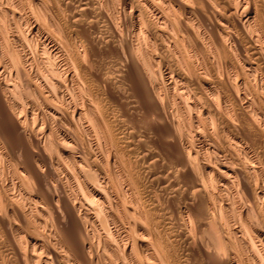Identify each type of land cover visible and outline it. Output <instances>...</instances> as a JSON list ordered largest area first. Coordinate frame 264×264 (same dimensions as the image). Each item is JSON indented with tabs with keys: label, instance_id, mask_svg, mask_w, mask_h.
Here are the masks:
<instances>
[{
	"label": "bare ground",
	"instance_id": "bare-ground-1",
	"mask_svg": "<svg viewBox=\"0 0 264 264\" xmlns=\"http://www.w3.org/2000/svg\"><path fill=\"white\" fill-rule=\"evenodd\" d=\"M0 264H264V0H0Z\"/></svg>",
	"mask_w": 264,
	"mask_h": 264
},
{
	"label": "rangeland",
	"instance_id": "rangeland-1",
	"mask_svg": "<svg viewBox=\"0 0 264 264\" xmlns=\"http://www.w3.org/2000/svg\"><path fill=\"white\" fill-rule=\"evenodd\" d=\"M124 91H125V92H127L126 90H123V92H124ZM166 193H168V191H167V190L165 191V195H167Z\"/></svg>",
	"mask_w": 264,
	"mask_h": 264
}]
</instances>
